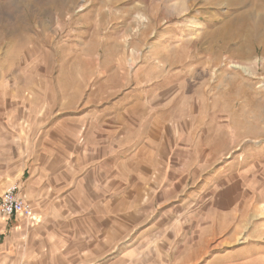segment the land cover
<instances>
[{
	"label": "rangeland",
	"instance_id": "374dc122",
	"mask_svg": "<svg viewBox=\"0 0 264 264\" xmlns=\"http://www.w3.org/2000/svg\"><path fill=\"white\" fill-rule=\"evenodd\" d=\"M84 102L101 103L103 113L114 111L115 104L119 109L122 210L140 209L156 219L169 215V222H136V250L150 238L151 231L142 232L144 224L159 230L152 238H164L165 228L192 212L199 195L223 194L222 179L214 174L227 163L237 167L225 176L246 174V191L233 189L230 196L260 197L264 0H0V195L17 184L16 149L24 156L36 150L34 137L43 128L37 121L45 124ZM198 124L209 130L198 151L181 148L174 156L150 159L127 152L138 140L163 133L168 140L177 133L183 144L196 146ZM206 146L209 156L202 152ZM144 163L155 170L145 204L128 196L134 177L146 178ZM181 178L180 190L167 184L165 204L159 184ZM132 201L136 205L128 204ZM245 238L238 245L253 241ZM2 241L0 236V249ZM29 247L22 256L32 257ZM156 249L143 247L119 262L181 264L189 257L166 244ZM7 254L0 251V264L13 263Z\"/></svg>",
	"mask_w": 264,
	"mask_h": 264
},
{
	"label": "crops",
	"instance_id": "0c3cea01",
	"mask_svg": "<svg viewBox=\"0 0 264 264\" xmlns=\"http://www.w3.org/2000/svg\"><path fill=\"white\" fill-rule=\"evenodd\" d=\"M101 107V103L84 102L77 107L73 104L62 114L45 120V124L44 119H40L37 123L43 128L34 137L36 150L24 156L16 149L21 166L16 178L19 194L32 206L33 213L29 216L15 214L0 222L4 243L0 251L14 254L5 256L12 264H146L132 260L120 263L119 260L146 246L156 253V247L162 244L173 247L175 254H189L188 260L181 264H264V190L259 193L260 197L249 201L241 194L230 196V193L235 194L233 189L239 193L246 191L245 173L239 171L225 176L236 170L233 163H227L214 174L215 178L222 179L219 187H224L223 194L199 195L192 212L176 217L173 229L165 228L164 238H152L159 230L152 224H144L142 232L151 231L150 238L141 240L136 250L139 235L135 234L139 229L136 222H169V215L165 213L156 219L149 213L141 214L140 209L122 210L118 159L123 151L120 149L119 109L115 104L114 111L103 113ZM205 133H209L207 128L196 125V146L183 144L177 133L170 140L163 133L155 139L138 140L127 152L134 157L150 159L174 156L181 148L187 152L198 151ZM209 150L206 146L202 152L209 156ZM103 159L109 164H104ZM142 169L146 180L134 177L128 196L145 204L155 170L150 163H144ZM167 169L162 168V172ZM167 184L180 190L182 178L174 183L159 184L164 190L159 196L165 204ZM179 200L178 205L183 210L181 194ZM128 204L133 206L136 202ZM120 227L125 230L121 244ZM244 237L253 241L238 245L237 239ZM28 246L32 257L22 256Z\"/></svg>",
	"mask_w": 264,
	"mask_h": 264
},
{
	"label": "built area",
	"instance_id": "2783aa9c",
	"mask_svg": "<svg viewBox=\"0 0 264 264\" xmlns=\"http://www.w3.org/2000/svg\"><path fill=\"white\" fill-rule=\"evenodd\" d=\"M33 213L32 206L19 194L17 184L9 185L0 198V216L9 219L15 214L29 216Z\"/></svg>",
	"mask_w": 264,
	"mask_h": 264
},
{
	"label": "bare ground",
	"instance_id": "6f19581e",
	"mask_svg": "<svg viewBox=\"0 0 264 264\" xmlns=\"http://www.w3.org/2000/svg\"><path fill=\"white\" fill-rule=\"evenodd\" d=\"M235 67V66H234Z\"/></svg>",
	"mask_w": 264,
	"mask_h": 264
}]
</instances>
